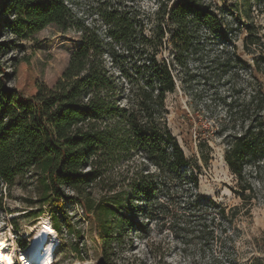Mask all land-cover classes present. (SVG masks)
Wrapping results in <instances>:
<instances>
[{
  "label": "rangeland",
  "instance_id": "374dc122",
  "mask_svg": "<svg viewBox=\"0 0 264 264\" xmlns=\"http://www.w3.org/2000/svg\"><path fill=\"white\" fill-rule=\"evenodd\" d=\"M64 1L76 18L97 27L101 34L105 25L100 16L105 10L137 13L150 34L167 2ZM207 1L212 22L202 27L186 65L174 70L176 88L165 98L167 126L185 157L197 166L194 171L190 166L183 168V173L188 176L193 171L198 188L188 189L192 183L159 186L147 203L126 187V174L118 173L123 168L120 165L103 182L90 184L89 195L82 197L86 206L112 208L104 224L111 235L107 239H117L109 248L115 264H264V156L255 166L245 168L242 182L224 161L225 136L237 132L240 124L232 105L245 99L255 85L251 75L259 83L264 80L253 61L264 58V0ZM249 33L259 41L245 51L243 39ZM80 36L74 28L56 25L22 37L7 34L2 39L10 41L13 49L2 59L8 63L27 54L38 77L51 86L65 69ZM115 49L118 56H107V65L127 98L142 61L136 50ZM162 56L170 58L171 52L166 49ZM143 159L136 156L132 162L152 170ZM245 183L249 185L243 190ZM45 192L46 181L38 170L19 178L0 207V229L13 233L19 249L21 242L29 244L40 234H44V243L56 241L49 264H98L101 225L96 212L92 208L87 213L75 200L81 196L68 188L59 201H44ZM7 243L12 249L13 241Z\"/></svg>",
  "mask_w": 264,
  "mask_h": 264
},
{
  "label": "trees",
  "instance_id": "16d2710c",
  "mask_svg": "<svg viewBox=\"0 0 264 264\" xmlns=\"http://www.w3.org/2000/svg\"><path fill=\"white\" fill-rule=\"evenodd\" d=\"M166 1L150 34L137 13L118 10L101 14L105 25L101 34L76 18L64 0H0V207L18 179L34 169L46 181L44 201L64 199V188L76 192L81 198L75 200L87 213L93 208L101 225L98 264H115L109 248L117 239H107L111 235L104 224L112 208L82 201L90 184L103 182L122 165L118 173L126 174V187L147 203L159 186L192 183L188 189L198 188L193 172L197 166L185 157L167 126L165 98L176 88L174 70L186 65L212 14L207 0ZM48 25L81 33L80 43L51 86L38 77L27 54L8 63L2 59L13 49L4 35H32ZM258 41L249 33L243 39L245 51ZM118 46L136 50L142 61L127 98L107 65V56L117 58ZM166 49L170 58L162 56ZM253 61L264 78V58ZM251 79L255 85L246 98L232 105L239 130L225 136L224 161L239 182L245 168L264 156V80L259 83L252 75ZM136 156L153 169L133 163ZM189 166L193 171L187 176L183 168ZM247 185L241 188L246 190ZM27 245L21 242V248Z\"/></svg>",
  "mask_w": 264,
  "mask_h": 264
},
{
  "label": "bare ground",
  "instance_id": "6f19581e",
  "mask_svg": "<svg viewBox=\"0 0 264 264\" xmlns=\"http://www.w3.org/2000/svg\"><path fill=\"white\" fill-rule=\"evenodd\" d=\"M44 234L35 237L26 247L18 248L15 245L12 232H3L0 229V264H13L16 258L19 264H49L53 252L56 250V241L44 243ZM12 240V249L7 247V241Z\"/></svg>",
  "mask_w": 264,
  "mask_h": 264
},
{
  "label": "built area",
  "instance_id": "2783aa9c",
  "mask_svg": "<svg viewBox=\"0 0 264 264\" xmlns=\"http://www.w3.org/2000/svg\"><path fill=\"white\" fill-rule=\"evenodd\" d=\"M18 262H19V261H18V259L16 258L14 264H19Z\"/></svg>",
  "mask_w": 264,
  "mask_h": 264
}]
</instances>
